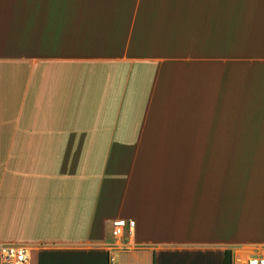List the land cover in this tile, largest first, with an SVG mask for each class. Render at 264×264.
Returning a JSON list of instances; mask_svg holds the SVG:
<instances>
[{
  "label": "crops",
  "instance_id": "obj_1",
  "mask_svg": "<svg viewBox=\"0 0 264 264\" xmlns=\"http://www.w3.org/2000/svg\"><path fill=\"white\" fill-rule=\"evenodd\" d=\"M264 257V0H0V244L107 264Z\"/></svg>",
  "mask_w": 264,
  "mask_h": 264
},
{
  "label": "built area",
  "instance_id": "obj_2",
  "mask_svg": "<svg viewBox=\"0 0 264 264\" xmlns=\"http://www.w3.org/2000/svg\"><path fill=\"white\" fill-rule=\"evenodd\" d=\"M111 227L113 242L107 248V264H151L146 257H128L129 252L139 251L130 239L135 228L133 220H115ZM0 264H32L31 251L22 245L0 244ZM242 264H264V257L249 255Z\"/></svg>",
  "mask_w": 264,
  "mask_h": 264
},
{
  "label": "trees",
  "instance_id": "obj_3",
  "mask_svg": "<svg viewBox=\"0 0 264 264\" xmlns=\"http://www.w3.org/2000/svg\"><path fill=\"white\" fill-rule=\"evenodd\" d=\"M224 264H232L231 257L229 255V253H226V255H225Z\"/></svg>",
  "mask_w": 264,
  "mask_h": 264
}]
</instances>
